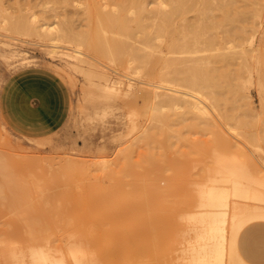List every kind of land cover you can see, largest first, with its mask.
Wrapping results in <instances>:
<instances>
[{"label":"rangeland","instance_id":"rangeland-1","mask_svg":"<svg viewBox=\"0 0 264 264\" xmlns=\"http://www.w3.org/2000/svg\"><path fill=\"white\" fill-rule=\"evenodd\" d=\"M86 1L0 0V88L11 74L21 69H38L55 76L68 98L65 120L57 130L44 136L16 134L0 116V249L1 239L9 233L17 247L27 250L33 243L32 233L49 234L51 241L65 244V239L76 232L86 243L87 258L95 264H195V255L206 242L201 232L207 214L199 212L203 207L198 205L201 181L209 173L210 167L206 165L214 166L220 155L218 150H224L227 161L250 157L248 170L260 181L256 186L264 197V88L259 86L256 57L237 60L247 66L240 75L248 109L236 103L234 113L232 104L227 105L235 116L229 110L226 114L225 105L217 122L224 124L220 125L222 131L230 123L243 136L239 138L240 134L234 135L227 127L223 132L229 134H221L220 140L218 134H192L195 129L189 126V114L185 113L187 117L182 119V109H172L164 102L163 107L153 95L154 87L151 89L146 83L155 82V76L141 74L143 69L129 66L121 58L111 63L107 57L95 55V50L88 48L90 45L87 50L82 47L86 53L83 57L87 62L82 63L85 68L75 69L71 58L61 54L62 50L47 52V37L10 27L19 16L27 19L32 13L39 23L66 22L69 17L74 19L69 23L74 25L72 29L89 38L87 28L91 25L87 27L83 18L86 7L92 13V3ZM262 36L264 6L258 7L256 30L246 42L256 54L264 46ZM166 46L167 39L157 41V54L164 56ZM87 69L106 76L87 75ZM103 85L117 88L109 93L110 97L107 95L109 99L102 94L106 92ZM226 115L228 123L226 119L220 120ZM231 115L235 117L230 119ZM144 128L147 132L141 133ZM223 137L230 138L231 143L236 140L233 146L240 147L227 146ZM205 143L224 144L229 150L225 151L224 145L218 150L216 145H210L212 151L213 147L218 151L214 156ZM103 160L109 161V166ZM100 163L106 168L102 170ZM233 200L242 204L257 202L233 195L228 198L230 207ZM245 214L244 218L240 216L243 223L237 221L240 217L236 219L237 228L232 226L233 231L229 230L230 217L226 215L224 227L228 225L229 233L225 232V264H264V217ZM7 259L6 250H0V264Z\"/></svg>","mask_w":264,"mask_h":264},{"label":"bare ground","instance_id":"bare-ground-1","mask_svg":"<svg viewBox=\"0 0 264 264\" xmlns=\"http://www.w3.org/2000/svg\"><path fill=\"white\" fill-rule=\"evenodd\" d=\"M90 2L88 0L87 3L92 5V13H90L91 10H88L90 8L86 7V10H84L86 12L85 17L83 18L87 21V27L92 26V28L91 26L87 28L90 30L89 38H84L74 28L72 29L74 25L71 27L69 23H72L74 19L71 20L65 16L64 18H67L66 22L64 20V22L42 21L39 23L38 18L32 13L27 19L19 16L15 21L12 19L14 22L9 20L13 23L10 27L13 29L16 27L18 30L24 29L27 32L47 37L50 41L48 48L45 44L47 52L53 54L62 50L61 54L63 53L71 58L74 68L78 70L85 68L82 63L87 62V60L83 57L86 54L83 49H86V46L89 45L88 48H93L95 55L98 53L97 55L101 58L107 57L110 61L116 58L126 60L125 62H129V66H136L135 68L139 70L143 69L140 70L141 72L144 71L141 74L155 76L153 77L156 78L155 82L151 81L146 84L154 87L153 95L159 98L161 105L164 102L169 106H173L172 109L174 107L175 109H182L179 112L180 114L183 112L181 117L184 120L185 113L189 114V126L195 129L192 130V134H218L219 136H216L219 138H216L220 140L221 134H229L226 131V133L223 132L227 127L228 130L231 129L230 131L234 135L240 134V138L242 134L235 129V126L234 128L230 126L231 124L227 121L229 117L227 116L231 113V107L235 111L237 107L233 105L236 103L243 105L245 110L248 109L249 101L240 75L244 70H247V66L243 62H237L239 57H256L255 65L260 75L259 86L264 88V46L256 54L253 52V48L246 43L250 38V33L256 30L257 10L258 7L264 6V0H105L103 3L98 0H90ZM67 12H70V10ZM3 19L6 20L5 17ZM161 39H167V49L164 56L157 54V41ZM98 41L101 42L98 43ZM260 41L264 43V36L261 37ZM82 47L84 48L82 49ZM88 63L86 64H92ZM92 66L94 65L92 64ZM85 73L87 75L95 73L103 78L104 75L106 76L103 72L94 69H87ZM127 84L131 85V82ZM103 86L106 92L102 94L105 98H108L109 93L117 90L116 87L110 85ZM229 104H232L231 107L227 106ZM223 107L226 109H224L226 114L229 110V114L226 115V118L220 119L222 121L226 119L228 123H225L227 126L222 131L223 128H220L222 123L217 122ZM222 114L225 115V113ZM234 115L236 116V114ZM235 116L231 115L230 119ZM184 120L180 119L181 122H184ZM134 127V124H132V130L135 129ZM145 131L147 132V129L144 128L141 133H146ZM224 137L221 139H225L227 146L232 147L236 143V140L231 143L230 138L227 137L226 139ZM220 143H218V146L216 143L210 145L214 147L216 145L217 150L226 147L224 144L220 146ZM205 144H208L210 150L212 149L209 143ZM235 146L238 147L237 144L233 147ZM214 147V151L211 150L212 154L214 153L216 154L214 156H217V152L220 151V155L215 158L214 166L206 165L210 167L208 174L206 166H204L206 169H204L205 174L208 175L207 178L205 174L204 178L201 177L204 181H201L203 189H201L198 205L203 208L199 212L207 215L206 225L203 226V232H200L205 237L206 242H201L203 244L195 255L197 261L195 264H225L223 252H225L224 244L227 236L225 232H228V229L226 230L228 225L224 227V223L230 209V215H228L230 217L229 230L233 228L232 226L236 227V223L240 220V223H243L241 217L244 218V215L242 216L244 213H246V216L251 214V217H264V204H262L264 203L262 202L264 197L260 195L261 192L259 193L260 190L258 191L256 186L260 181L254 179L256 177L251 174V169L248 170L247 159L249 156L247 159L241 160L235 155L238 160H235L237 158H233V156L234 160L230 161L228 158L227 161L224 157V150L216 152ZM197 149L199 150V147ZM227 149L228 147L225 148V151ZM221 151L223 155H221ZM244 154L241 155L245 156ZM223 157L227 162L224 161ZM105 160H103L105 166H109L110 162L106 163ZM96 162L95 164L98 163ZM97 165L99 166V163ZM102 165L103 163H100L101 167ZM105 166L102 167V170L106 168ZM229 189L232 190L231 193ZM231 194L237 195L239 198L257 200V202H243L242 204L241 201L233 200L230 207L228 198L233 196ZM187 215L189 214L187 213ZM205 215H202V217ZM193 217H196V215H192ZM236 219L237 221L240 220L237 222ZM71 234L69 232L70 237L65 239V244H62L51 241L49 234L32 233L33 243L29 245L27 250H24V248L15 245L11 239L12 235L9 233L6 238L1 239L2 246L0 250H6L8 254L5 264H95L86 256L85 241L79 238L78 233L72 232ZM196 245L198 246V243ZM228 252L231 254V251ZM238 263L240 264V262Z\"/></svg>","mask_w":264,"mask_h":264},{"label":"crops","instance_id":"crops-1","mask_svg":"<svg viewBox=\"0 0 264 264\" xmlns=\"http://www.w3.org/2000/svg\"><path fill=\"white\" fill-rule=\"evenodd\" d=\"M68 98L61 82L38 69H21L0 88V116L16 134L40 137L65 120Z\"/></svg>","mask_w":264,"mask_h":264}]
</instances>
